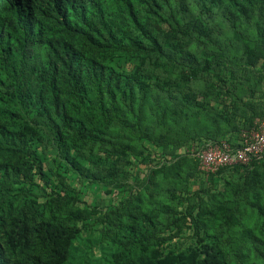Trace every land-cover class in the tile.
Segmentation results:
<instances>
[{
  "label": "trees",
  "instance_id": "trees-1",
  "mask_svg": "<svg viewBox=\"0 0 264 264\" xmlns=\"http://www.w3.org/2000/svg\"><path fill=\"white\" fill-rule=\"evenodd\" d=\"M120 57L136 58L134 71L112 63ZM257 118H264V0H0V264H87L99 244L106 249L81 225L80 212L61 219L71 196L44 156L51 140L70 169L92 182L117 180L135 152L144 156L142 192L124 204L128 223L103 218L97 229L117 251L101 260L264 264V222L242 230L244 250L234 262L190 210L161 237L153 214L173 209L146 206L141 195L152 196L157 171L169 166L154 168L151 155L136 150L143 139L167 154L202 142L239 145ZM175 119L179 130L169 123ZM227 172L242 182L230 187V203H220L221 224H232L242 201L264 219L256 193L264 192V159L206 174L201 191ZM187 222L191 246L166 251ZM109 226L123 228L120 236Z\"/></svg>",
  "mask_w": 264,
  "mask_h": 264
},
{
  "label": "rangeland",
  "instance_id": "rangeland-1",
  "mask_svg": "<svg viewBox=\"0 0 264 264\" xmlns=\"http://www.w3.org/2000/svg\"><path fill=\"white\" fill-rule=\"evenodd\" d=\"M112 63L120 70L134 71L137 61L136 58L120 57L113 60ZM212 80L215 82L216 78H212ZM153 110L158 113V107H154ZM148 118L146 122L152 121L154 118L153 113H148ZM169 123L177 130L182 125L176 119L169 121ZM143 141V144H136V150L139 151L143 147L145 154L151 155L154 168H161L166 162V165L169 166L162 172L157 171L155 176L159 184L154 186L153 191H151L152 196L150 193L141 195L146 206L152 204V208L170 206L173 209L172 213H166L159 209L153 214L158 223L159 235L164 237L175 233L178 230V225L172 223V221L175 218L186 217L188 210H190L197 216L198 220L204 221L208 225L207 228L202 229V232L216 235L220 245L228 252L227 259L231 262L237 261L239 259L238 254L244 250L239 247L237 242L242 230L245 227L257 228L264 222L263 217L257 214V210L248 206L244 201L240 202L238 213L233 216L232 224L229 227L223 226L218 220L224 212V208L219 207L220 203L225 201L230 203L233 200V192L230 191V187L241 184V175L237 172H227L222 177H216L217 185L215 187L212 183H209L210 191H204L203 189L201 191V188H204V182L209 180V176L196 169L192 155H188L190 154L187 151L188 146L184 145L167 154L152 141L145 139ZM202 143L199 144L202 145ZM44 156L53 166L54 171L56 170L58 174L65 178L67 191L71 196L67 206L62 211L61 219L67 220L73 211L80 212L83 217L81 225L84 223L89 224L94 230L91 236L95 240L102 239V245L106 247L104 250L99 244L95 249L94 257L87 264H111L106 260H101V258L106 256L108 259L114 260V256L107 254L116 256L115 243L110 238L104 237V234L97 231V229L103 227V218L108 220L109 223L116 220L121 224L120 226L128 223L127 209L124 208V204L135 198L139 192H142L140 189L146 179V165L142 163L144 156L135 152L132 155L133 166L128 169L126 174H122L117 180L104 182H92L81 178L59 156L57 147L52 140L49 141V147ZM35 182L43 184L37 178H35ZM32 187L40 195L38 200L45 201V193L40 187ZM199 189L201 196L197 195ZM256 193L261 196L264 205V192L259 190ZM62 194L65 195V192ZM235 194H237V191H235ZM250 199L255 200V197L251 195ZM191 226L190 222L183 225L180 235L163 245L167 248L166 251H186L193 242L191 236L194 233V228ZM108 228L109 230L118 231L119 236L123 230V228L114 226ZM85 232L84 236L87 238L89 233L87 230Z\"/></svg>",
  "mask_w": 264,
  "mask_h": 264
},
{
  "label": "built area",
  "instance_id": "built-area-1",
  "mask_svg": "<svg viewBox=\"0 0 264 264\" xmlns=\"http://www.w3.org/2000/svg\"><path fill=\"white\" fill-rule=\"evenodd\" d=\"M187 151L197 159L199 169L216 173L223 167L249 165L264 159V118H257L250 129H243L240 144L233 145L226 140L194 144Z\"/></svg>",
  "mask_w": 264,
  "mask_h": 264
},
{
  "label": "crops",
  "instance_id": "crops-1",
  "mask_svg": "<svg viewBox=\"0 0 264 264\" xmlns=\"http://www.w3.org/2000/svg\"><path fill=\"white\" fill-rule=\"evenodd\" d=\"M239 139H240V135H239ZM239 139H238V142H240ZM238 142H236L235 144H238Z\"/></svg>",
  "mask_w": 264,
  "mask_h": 264
}]
</instances>
